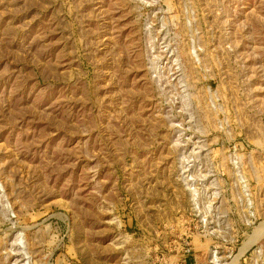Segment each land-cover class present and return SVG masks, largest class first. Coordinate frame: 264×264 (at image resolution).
<instances>
[{"label":"rangeland","instance_id":"obj_1","mask_svg":"<svg viewBox=\"0 0 264 264\" xmlns=\"http://www.w3.org/2000/svg\"><path fill=\"white\" fill-rule=\"evenodd\" d=\"M261 226L264 0H0V264H264Z\"/></svg>","mask_w":264,"mask_h":264},{"label":"bare ground","instance_id":"obj_2","mask_svg":"<svg viewBox=\"0 0 264 264\" xmlns=\"http://www.w3.org/2000/svg\"><path fill=\"white\" fill-rule=\"evenodd\" d=\"M257 233L258 234H260V235H258V237L260 236V237H262L263 235H264V226H261L260 228H259V230L257 231ZM256 234V233H255ZM257 238V237H256ZM260 239V238H259ZM255 240V239H254ZM252 241V240H251ZM250 241V242H251ZM257 241V240H256ZM255 241V242H256Z\"/></svg>","mask_w":264,"mask_h":264}]
</instances>
